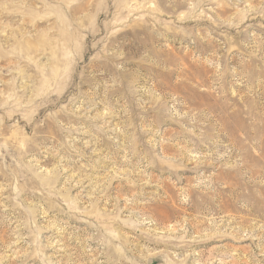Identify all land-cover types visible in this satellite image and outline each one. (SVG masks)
<instances>
[{
  "label": "rangeland",
  "instance_id": "1",
  "mask_svg": "<svg viewBox=\"0 0 264 264\" xmlns=\"http://www.w3.org/2000/svg\"><path fill=\"white\" fill-rule=\"evenodd\" d=\"M0 264H264V0H0Z\"/></svg>",
  "mask_w": 264,
  "mask_h": 264
}]
</instances>
